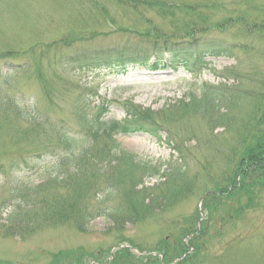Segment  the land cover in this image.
Segmentation results:
<instances>
[{
    "label": "rangeland",
    "instance_id": "1",
    "mask_svg": "<svg viewBox=\"0 0 264 264\" xmlns=\"http://www.w3.org/2000/svg\"><path fill=\"white\" fill-rule=\"evenodd\" d=\"M189 6L193 9L189 10ZM239 15L247 17L245 25L255 22L264 26V0H0V165L4 171V176L0 177V262L50 264L53 256L85 252L98 259V264H107L112 249L128 243L124 240L140 252L158 253L161 252L159 247L178 238L181 227H186L182 226L185 219H193L195 225L198 210L200 220L196 227L201 222L208 225L197 244L202 243L207 249L190 252L192 246L188 245L191 254L183 264H264V190L255 192L256 201L252 204L242 202L235 206L228 202L216 207L210 218L205 211L207 203L199 202L203 194L213 188L211 181H216L223 168L232 165L228 173L232 172L242 156V147L238 146L241 139L245 138L251 148L255 147V140L261 139L254 136L252 124L244 129L240 120L253 111L255 106L251 100L255 104L258 92H262L258 101L264 112V86H259L260 80L264 81V34H247L237 26ZM225 21L230 23L222 26L225 28L222 34L208 31L210 24L218 22L220 25ZM190 22H195L197 29L206 30L196 38L226 48L248 46L249 50L234 49L230 57H205L206 67L194 78L182 70L154 74L132 66H127L125 75H119L113 57H103L110 55L107 52L121 55L124 49L133 53L160 45L162 39L168 41L171 36L174 39L185 31ZM70 39L76 41L69 46L62 43ZM89 51H103L99 53V69L74 71V66L67 63L71 57ZM226 70L229 77L236 76L239 80L237 84L229 78L228 85L245 93L240 96V109L234 112L237 117L225 126L226 131L215 130L217 114L209 121L206 117L192 116L189 108L186 117L170 118L165 125L173 139L182 145L185 156V182L191 191L180 200L166 207L168 193L162 188L159 211L127 227L118 240L114 229H110L111 220L106 217L93 220L86 234L78 233L68 221L38 226L37 222H31L35 228L31 227L33 229L22 238L5 236L3 220L10 209L4 210L2 205L11 200L9 192L15 185L32 187L58 175L56 158L34 174H28L30 167L24 166L25 170L22 164L28 162L33 166L42 156L46 158L66 151L64 145L56 144L54 131L67 129L76 134L81 130L82 122L74 104L76 106V98L84 85L97 91L98 96L92 98L91 106L99 103L106 106L108 113L103 122H110L125 118L124 110L128 105L158 111L166 103L172 104L189 94L197 95L201 83L224 82L220 76ZM188 102L182 101L184 106ZM243 129L245 133L240 137ZM114 139L122 149L133 154L137 162L155 165L170 161L167 160L172 152L164 143V136L161 141L146 134L118 135ZM41 145L53 147L43 150L46 148ZM84 147L78 149L84 151ZM171 162L175 163V156ZM159 182L158 177L149 179L145 187L151 188ZM101 199L100 195L85 198L83 204L96 207ZM109 206H114V202ZM229 216L234 219L230 220ZM141 257L130 250L124 264L158 262L155 258ZM174 260L165 264H182Z\"/></svg>",
    "mask_w": 264,
    "mask_h": 264
},
{
    "label": "trees",
    "instance_id": "2",
    "mask_svg": "<svg viewBox=\"0 0 264 264\" xmlns=\"http://www.w3.org/2000/svg\"><path fill=\"white\" fill-rule=\"evenodd\" d=\"M188 9L192 10L193 8L189 6ZM200 17H202L201 12ZM239 17L240 20H236L237 26L246 33L264 34L263 25L255 22L245 25L244 21H248L247 17L245 15H239ZM229 23L230 21H225L219 25L218 22H214L210 24V28H216V26L219 28L226 24L229 25ZM189 26L185 32H180V35L195 34V32L205 30V28L197 29L195 22H190ZM190 99L187 106L178 103L175 106L170 105L159 113L160 122L166 125L170 118L183 119L188 114V108L192 116L205 117L212 107L218 103L228 101L230 97L229 95H223L222 92H205L202 99L195 96ZM77 109L79 110L78 107ZM250 115L252 117L245 120L247 123H242V125H244V129H248L252 124L254 136H261V139L255 140L254 148L245 143V138L241 139L238 144L242 147L241 158L234 165V169L230 174L228 170L232 165H228L222 174V184L226 186L223 187L225 189L219 190L218 195L211 194L208 196L209 218L216 207L223 206L225 203L230 202L235 206H239L242 202L254 203L256 201L255 192L264 189V113H262L259 103L255 105ZM155 116L158 115L134 109L130 118L132 123L128 129L135 127L136 130H132V133L141 131L143 125L147 124L148 121H153ZM96 120L82 116V121L88 129V136L72 138L65 133L60 135L59 132L60 136L56 137L58 144L69 146L75 150V155L74 152L70 153V169L61 164L59 170L64 167V173L59 174L54 179L47 180L35 187L17 185L9 192V195L12 196L11 200L8 198L6 202L10 201L2 205L4 210L10 209L6 219L3 220V226L6 228L5 236L23 237L22 235L35 226L31 222H37L36 226H38L40 223L50 225L68 221L72 222L78 233L86 234L88 225L95 218L107 217L112 221L113 227L110 229H114L115 234L118 235V240L119 235L125 232L127 227H133L137 223L153 217L159 211L158 203L160 197L163 196L162 188L168 193L165 197L166 207L180 200V197L188 192V189L186 191L184 188L186 184L183 183L185 172L179 168L167 170L163 173L161 177L166 178L165 182L158 183L151 188L144 187L145 180L157 176L161 171V167L152 166L149 163H136L134 156L120 149L115 142L109 149L104 148L105 143L103 147H99L100 150L96 149L101 143V136L105 135L106 128L109 133L106 136L109 138L111 137L110 132L118 130L114 123H110L108 126H103V132H101L100 124ZM221 121H224L225 125L230 124L226 114H222L216 120V123H221ZM96 124L99 125V128L96 127ZM244 129L239 134L240 137L244 135ZM83 142L88 143V148L81 153H77L75 148ZM40 147L46 148L43 150L50 149V145L46 147L41 145ZM71 149H68V151ZM234 150L235 147L233 148V154H235ZM91 153H93V156L90 158L87 155ZM0 174L4 176L2 165H0ZM236 176H241L239 182H236ZM127 182L129 185H127ZM229 188L231 189L229 190ZM102 190H107L106 196L101 194ZM97 195L103 196V200L98 203L100 205H107L115 198L117 203L113 207L107 206L105 208H100V205L90 207L88 204L86 207L83 204L85 198L87 200ZM241 212L242 210H239V213ZM234 216H229V219H234ZM184 223L182 226L186 227H181L177 239L166 242L158 248V251H161L158 253L164 255V263L186 254L188 248H186L182 239L190 234L193 235V238L189 245H192L194 251H203L205 245L203 244L202 248V243L198 245L197 240L206 233L207 222L204 223V227L199 233L194 229L193 219H185ZM124 242L131 244L128 240H124ZM128 254L127 250H121L109 264H124ZM89 258L99 263L98 259L85 252H71L67 256L60 254L53 256L50 264H86ZM148 259H153V257L149 256ZM157 264L159 263L157 262Z\"/></svg>",
    "mask_w": 264,
    "mask_h": 264
}]
</instances>
